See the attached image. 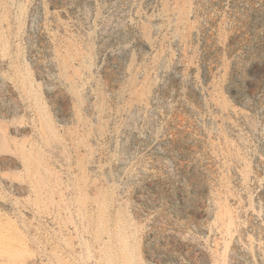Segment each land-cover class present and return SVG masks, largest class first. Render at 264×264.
Masks as SVG:
<instances>
[{"label": "rangeland", "instance_id": "1", "mask_svg": "<svg viewBox=\"0 0 264 264\" xmlns=\"http://www.w3.org/2000/svg\"><path fill=\"white\" fill-rule=\"evenodd\" d=\"M0 127V264H264V0H0Z\"/></svg>", "mask_w": 264, "mask_h": 264}, {"label": "bare ground", "instance_id": "2", "mask_svg": "<svg viewBox=\"0 0 264 264\" xmlns=\"http://www.w3.org/2000/svg\"><path fill=\"white\" fill-rule=\"evenodd\" d=\"M48 126L50 129L52 128L51 123H48ZM23 147H25V145ZM33 155L35 156V158L33 157ZM23 160L25 162V166H26V169L28 171V174L35 179L32 181H37L38 185L35 187V192L37 194L36 199H35V203L39 204V206L42 207L44 202H43L42 197L39 194L41 193V190H40L41 186L42 185L46 186L45 176H44V168H45L44 156L40 151L39 152H33V149H31L30 153H28V154H26L24 152ZM100 225H101L103 232H105L109 229V227H107V225H105L103 222ZM123 228H125V226ZM115 234H116L117 238L120 239V241H122V243H123L122 252L116 251V250L114 252L105 251V253L101 255L100 261L104 260V262H107L108 264H116L117 260L119 258L122 260L123 264H138L134 258V255L131 253L130 250H128V247L126 245L127 244L126 239L131 237L129 232L128 231L124 232V230L121 229V230H118ZM108 247L113 249L110 244L108 245Z\"/></svg>", "mask_w": 264, "mask_h": 264}]
</instances>
